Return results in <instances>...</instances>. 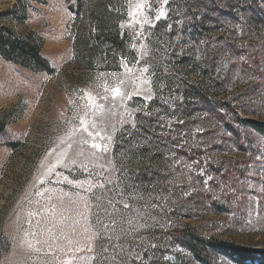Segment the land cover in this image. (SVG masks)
Returning a JSON list of instances; mask_svg holds the SVG:
<instances>
[{
	"label": "rangeland",
	"instance_id": "1",
	"mask_svg": "<svg viewBox=\"0 0 264 264\" xmlns=\"http://www.w3.org/2000/svg\"><path fill=\"white\" fill-rule=\"evenodd\" d=\"M103 1L0 0V26L22 41L33 42L47 62L32 63L14 51H0V264H63L68 256L74 257L72 264H92L100 249L97 239L110 235L106 215L100 219L103 222H96V205H101L103 194L100 189L96 191V185H110V178L118 171L112 150L120 130L132 122L142 103L165 89L150 60L155 61L157 34L163 30L159 22L169 20L171 0L166 4L149 0L151 9L137 16L140 23L132 26L128 12L137 0H109L114 4L115 17L110 24L124 39V50L106 56L90 50L95 46L91 14ZM259 7L264 9V0ZM161 8L165 15L156 20ZM231 12L236 17H229L227 31L210 24V31L198 30L194 41L188 37L182 18L172 20L163 31L173 33L178 55L192 49L194 60L205 62L213 77L225 80L228 99L222 101L249 112L238 115L264 122V22H250L248 13ZM220 13L210 16L223 19ZM220 37L223 41H218ZM226 44L234 46L230 54ZM164 47L168 53L170 48ZM106 86H120L131 98H113L111 91H105ZM86 93L103 105L95 116L85 107ZM105 96L106 100L100 99ZM160 98L168 99L169 95ZM86 113L85 118L97 124L96 131L111 137L96 141L107 144V152L90 148V139L89 144H82L81 138H87L84 133L73 132L68 137ZM241 132L239 146L228 145L230 153L224 151L218 157L225 160L222 166L226 173H222L212 200L222 211L198 213L194 224H202L206 236L261 247L264 138L249 130ZM81 149L84 155L77 156ZM72 159L76 164H69ZM81 165L87 167V173ZM65 176L82 181L83 186L68 184ZM173 252L179 258L187 257L181 248ZM167 256L175 260L173 255ZM214 260L213 264H232L222 258Z\"/></svg>",
	"mask_w": 264,
	"mask_h": 264
},
{
	"label": "trees",
	"instance_id": "2",
	"mask_svg": "<svg viewBox=\"0 0 264 264\" xmlns=\"http://www.w3.org/2000/svg\"><path fill=\"white\" fill-rule=\"evenodd\" d=\"M262 1L171 0L169 20L159 22L160 28L165 30L172 20L182 18L188 37L194 41L198 30L210 31V24L227 31L234 10L248 13L250 22H264V9L259 7ZM112 6L111 1H103L91 14L95 25L92 54L103 52L106 56L124 50V39L110 24L114 17ZM217 11L223 19L211 18ZM200 14L206 16L198 18ZM163 30L157 34L155 61H150L165 89L142 103L132 122L120 130L112 150L118 171L110 178V185H96V191L100 189L103 194L95 217L100 220L106 215L110 235L97 239L100 249L92 264H213L214 258L232 264H264V246L206 236L204 226L194 224L198 213L222 211L212 200L225 171V160L218 159L219 155L230 153L228 145L239 146L241 129L264 138V122L242 117L238 115L242 109L222 101L227 98L225 80L213 77L205 62L194 60L192 49L178 55L173 33ZM3 33L13 36L0 26V51H14L32 63L47 64L33 42L7 38ZM164 46L170 48L168 53ZM233 47L226 44V52L230 54ZM208 63L215 66L212 61ZM163 94L169 98H160ZM177 248L186 251L187 257L179 258L173 252Z\"/></svg>",
	"mask_w": 264,
	"mask_h": 264
},
{
	"label": "snow or ice",
	"instance_id": "3",
	"mask_svg": "<svg viewBox=\"0 0 264 264\" xmlns=\"http://www.w3.org/2000/svg\"><path fill=\"white\" fill-rule=\"evenodd\" d=\"M163 2L166 4L168 2V0H163ZM151 9V4L149 3V0H137L136 4H135V7L132 8L129 12H128V15L129 17L131 18V24L130 26H132L133 24H137V23H140V21L137 19V16H139L142 12H146L148 10ZM165 15L164 11H163V8H161L159 14L155 17L156 20H159L161 19V17H163ZM144 22L147 23V17L144 18ZM137 36L141 35V33H137L136 34ZM123 60V58H122ZM123 66V65H122ZM129 71H131V69H128ZM144 71L146 72L147 69H144ZM124 82L123 81H120V84L122 85ZM145 83H147V81H145ZM105 91H111L112 93V96L113 98H116V97H123V96H128V98H131V95L129 93H122V90H121V87L120 86H116V87H113V88H108L107 86L105 87ZM85 97L87 99V104L85 105L86 108H91L93 111H92V115L95 116L96 114V110L97 109H101L103 107V105L101 104H98L96 101H97V98L96 97H93L91 94H85ZM100 99H107V97H102ZM87 116V113L85 114V116H81L80 117V120H79V127L78 128H75V129H72L70 130V132L68 133V137L70 138L72 133L73 132H81V133H84L86 134V137L87 138H84L82 137L81 138V143L82 144H89V139L91 140V143L89 144L90 148L92 149H97V150H101L103 152H107L108 151V147H107V144H104V143H97V139H99L100 141H103L105 139H108L110 140L111 137H104L102 135V133L100 131H96V128H97V124L95 123V121H92L91 123L89 122L88 119H86L85 117ZM63 143V141H62ZM72 145L69 143L68 144V148H71ZM94 154V153H93ZM62 155H66V153H62ZM77 156H83L84 155V152L83 150L81 149L80 152L76 153ZM62 163V161L60 162ZM69 164H76V160L75 159H72L70 160ZM69 164H65L64 167L67 168L69 167ZM82 167H84V171L87 173V167L81 165ZM54 165L51 166L48 171L51 172L53 169H54ZM64 180L68 183V184H72V185H77V186H83V182L82 181H73V180H70L68 179L67 176L64 177ZM41 183H43V181H41ZM95 187V185L93 186ZM99 187L103 188L104 185L101 184L99 185ZM88 191H91V189H88ZM38 194H41V193H38ZM85 207L87 208V205H85ZM97 208L100 207V205H96ZM125 208L128 207L127 204L124 205ZM97 223L100 222V220L98 219L96 221ZM106 227V226H105ZM31 247V245H29ZM79 251V249H77ZM74 257L72 256H68L63 264H72V261H73Z\"/></svg>",
	"mask_w": 264,
	"mask_h": 264
}]
</instances>
